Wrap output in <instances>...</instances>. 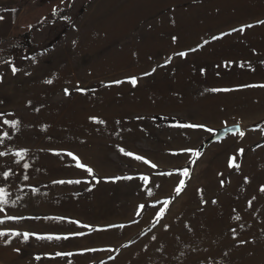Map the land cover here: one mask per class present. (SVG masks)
I'll list each match as a JSON object with an SVG mask.
<instances>
[{
    "label": "rangeland",
    "instance_id": "obj_1",
    "mask_svg": "<svg viewBox=\"0 0 264 264\" xmlns=\"http://www.w3.org/2000/svg\"><path fill=\"white\" fill-rule=\"evenodd\" d=\"M157 1L0 0V212L89 183L125 264H264V0Z\"/></svg>",
    "mask_w": 264,
    "mask_h": 264
},
{
    "label": "crops",
    "instance_id": "obj_2",
    "mask_svg": "<svg viewBox=\"0 0 264 264\" xmlns=\"http://www.w3.org/2000/svg\"><path fill=\"white\" fill-rule=\"evenodd\" d=\"M223 1L226 8L237 12L236 0ZM156 5H181L184 7L182 12L189 15L193 8L197 9V21L184 23L181 29H192L191 26H194L195 29L205 31L200 38L203 42L206 41L205 36H211H208L207 31H217L220 28L215 25L211 15L219 12L214 7H220L221 0H159ZM235 28L237 26L233 29ZM173 37L177 38L176 35ZM83 185L85 189L78 190L82 184L75 187L71 183L70 186L74 188H70V192L64 195L51 189V193L37 194L38 199L42 200H47L50 196L54 199L67 197L70 201L69 209L55 210L43 205L38 206V211L33 213H14V210L10 213L0 212V220L10 222L0 224V231L7 233L0 237V241L3 240L0 242V264H125V233L118 232L114 236V229L111 231L109 227V219L102 217V209H94L95 215L91 218L84 214V217H79V211H87L92 207H84V202L92 196L89 191L93 187L89 183ZM17 192L21 194L16 197H23V200L36 196L30 189L27 192ZM25 234L28 235L27 240L24 239ZM111 254L116 257L111 259Z\"/></svg>",
    "mask_w": 264,
    "mask_h": 264
},
{
    "label": "snow or ice",
    "instance_id": "obj_3",
    "mask_svg": "<svg viewBox=\"0 0 264 264\" xmlns=\"http://www.w3.org/2000/svg\"><path fill=\"white\" fill-rule=\"evenodd\" d=\"M55 11H56V10L54 9V14H55ZM261 23H264V22H261ZM249 27H251V25H249ZM233 31H236V29H234ZM239 31L243 32V31H244V28H243V27L240 28ZM213 39H217V37H213ZM178 55H180V56H184V55H186V53H183V52H182V53H178ZM170 59H171V58H169V60H170ZM12 71H13V73H15V72L17 71V69H16L15 67H13V68H12ZM152 71H155V69H153ZM149 74H150V73H145L144 75H149ZM46 82H47V83H51V81H46ZM130 82H131L133 85H135L136 82H137V79H136L135 77H133V78H131ZM117 83H118V82H117ZM81 91H83V90H81ZM65 94H66V95L69 94V92H68L67 89H65ZM18 125H19V122L17 121V122H15L12 126H13V127H18ZM189 127H200V126L189 125ZM209 131H211V130H209ZM242 134H243V133H241V135H242ZM0 155H3V153H0ZM129 155H131V153H129ZM197 155H198V153H197ZM136 159H141V157L137 156ZM233 165H235V158H233L232 165H230V166H233ZM78 166H79V165H78ZM235 166L238 167V165H235ZM88 172L91 173L92 170L89 168V169H88ZM183 174H184L185 176H187V175H188V170L185 169ZM182 185H183V181H181V186H182ZM180 190H181V189H180L179 187L176 189L177 194L180 192ZM261 191H264V188H262ZM4 203H7V201H4V200L0 199V205H2V204H4ZM9 219H15V218H11V217H9ZM235 219L239 220L240 217L237 216V217H235ZM2 222H3V221H0V223H2ZM5 235H7V233H5V232H3V231H0V237L5 236ZM12 235H20V234H19V233H12ZM49 238H51V237H49ZM56 238L59 239V237H56ZM24 239H25V240L28 239V235H27V234L24 235Z\"/></svg>",
    "mask_w": 264,
    "mask_h": 264
},
{
    "label": "water",
    "instance_id": "obj_4",
    "mask_svg": "<svg viewBox=\"0 0 264 264\" xmlns=\"http://www.w3.org/2000/svg\"><path fill=\"white\" fill-rule=\"evenodd\" d=\"M224 131H226V130H222L221 132H219V133H222V132H224Z\"/></svg>",
    "mask_w": 264,
    "mask_h": 264
}]
</instances>
